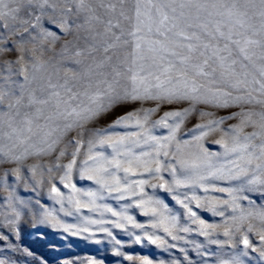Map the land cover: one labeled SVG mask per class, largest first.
I'll return each mask as SVG.
<instances>
[{
    "label": "snow or ice",
    "instance_id": "obj_1",
    "mask_svg": "<svg viewBox=\"0 0 264 264\" xmlns=\"http://www.w3.org/2000/svg\"><path fill=\"white\" fill-rule=\"evenodd\" d=\"M0 264H264V0H0Z\"/></svg>",
    "mask_w": 264,
    "mask_h": 264
},
{
    "label": "rangeland",
    "instance_id": "obj_2",
    "mask_svg": "<svg viewBox=\"0 0 264 264\" xmlns=\"http://www.w3.org/2000/svg\"><path fill=\"white\" fill-rule=\"evenodd\" d=\"M26 243H30L38 255L46 250L45 244L40 241H35V238L32 236L26 238ZM62 250L66 252L68 258L73 256L99 255L94 246H88L83 243L74 244L71 248Z\"/></svg>",
    "mask_w": 264,
    "mask_h": 264
}]
</instances>
